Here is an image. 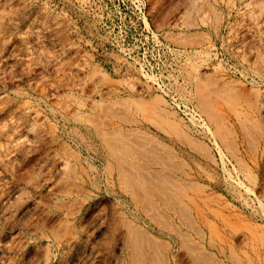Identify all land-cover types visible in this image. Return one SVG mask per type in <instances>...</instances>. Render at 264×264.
I'll use <instances>...</instances> for the list:
<instances>
[{
  "label": "rangeland",
  "instance_id": "obj_1",
  "mask_svg": "<svg viewBox=\"0 0 264 264\" xmlns=\"http://www.w3.org/2000/svg\"><path fill=\"white\" fill-rule=\"evenodd\" d=\"M0 264H264V0H0Z\"/></svg>",
  "mask_w": 264,
  "mask_h": 264
}]
</instances>
